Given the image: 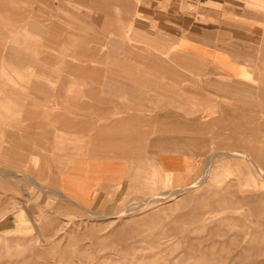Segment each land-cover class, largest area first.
<instances>
[{"label": "crops", "instance_id": "crops-1", "mask_svg": "<svg viewBox=\"0 0 264 264\" xmlns=\"http://www.w3.org/2000/svg\"><path fill=\"white\" fill-rule=\"evenodd\" d=\"M2 47L1 72L34 71L23 74L22 92L3 99L37 107L13 113L5 104L0 116L22 118L20 142L51 146L56 163L67 157L55 186L86 206L95 185L138 178L156 164L158 148L166 165L200 154L205 139L188 133L203 131L207 97L236 109L237 93L251 92L253 54L264 53V0H0ZM65 52L75 58L62 61ZM49 71L55 89L45 84ZM67 77L77 78L74 87Z\"/></svg>", "mask_w": 264, "mask_h": 264}, {"label": "rangeland", "instance_id": "rangeland-1", "mask_svg": "<svg viewBox=\"0 0 264 264\" xmlns=\"http://www.w3.org/2000/svg\"><path fill=\"white\" fill-rule=\"evenodd\" d=\"M253 57L251 92L237 93L236 109L207 97L203 131L188 133L198 143L205 139L200 154L189 151L166 165L158 148L156 164L138 178L95 185L86 206L55 186L67 157L56 163L51 146L20 142L22 118L0 116V264H264V53ZM74 58L61 54L62 61ZM25 73L34 75L31 68L0 70L2 110L37 107L26 97L3 99L22 92ZM49 73L45 84L55 89L57 74ZM75 80L67 77L66 87Z\"/></svg>", "mask_w": 264, "mask_h": 264}]
</instances>
